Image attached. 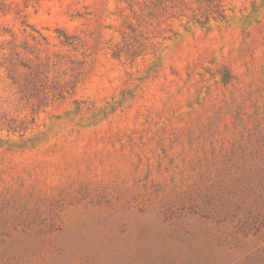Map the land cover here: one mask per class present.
I'll list each match as a JSON object with an SVG mask.
<instances>
[{
    "label": "rangeland",
    "instance_id": "rangeland-1",
    "mask_svg": "<svg viewBox=\"0 0 264 264\" xmlns=\"http://www.w3.org/2000/svg\"><path fill=\"white\" fill-rule=\"evenodd\" d=\"M0 264H264V0H0Z\"/></svg>",
    "mask_w": 264,
    "mask_h": 264
}]
</instances>
